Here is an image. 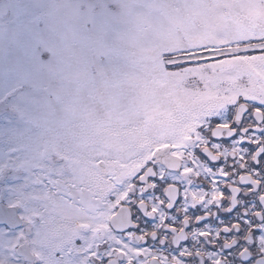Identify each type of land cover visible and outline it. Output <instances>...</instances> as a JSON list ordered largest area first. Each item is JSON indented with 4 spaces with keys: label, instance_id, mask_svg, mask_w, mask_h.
I'll use <instances>...</instances> for the list:
<instances>
[{
    "label": "snow or ice",
    "instance_id": "1",
    "mask_svg": "<svg viewBox=\"0 0 264 264\" xmlns=\"http://www.w3.org/2000/svg\"><path fill=\"white\" fill-rule=\"evenodd\" d=\"M0 264H264V0H0Z\"/></svg>",
    "mask_w": 264,
    "mask_h": 264
},
{
    "label": "rangeland",
    "instance_id": "2",
    "mask_svg": "<svg viewBox=\"0 0 264 264\" xmlns=\"http://www.w3.org/2000/svg\"><path fill=\"white\" fill-rule=\"evenodd\" d=\"M98 216L99 214L96 212L86 215L85 213L72 209L65 210L59 215L56 234L65 239L71 238L77 234V229L80 227L81 223L90 222L93 225L98 226ZM101 218L103 217H100L99 219ZM84 235L88 239L91 238L87 233Z\"/></svg>",
    "mask_w": 264,
    "mask_h": 264
},
{
    "label": "flooded vegetation",
    "instance_id": "3",
    "mask_svg": "<svg viewBox=\"0 0 264 264\" xmlns=\"http://www.w3.org/2000/svg\"><path fill=\"white\" fill-rule=\"evenodd\" d=\"M101 221V222H100ZM107 221L105 220V219H103V218H101V219H99L98 218V222H97V224H98V226H100V225H102V224H104V223H106ZM109 235V232L107 231V230H104V231H102V232H100L99 233V236H100V238H104V237H106V236H108Z\"/></svg>",
    "mask_w": 264,
    "mask_h": 264
}]
</instances>
